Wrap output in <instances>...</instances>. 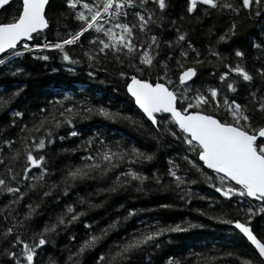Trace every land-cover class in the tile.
Returning <instances> with one entry per match:
<instances>
[{"label":"snow or ice","instance_id":"obj_1","mask_svg":"<svg viewBox=\"0 0 264 264\" xmlns=\"http://www.w3.org/2000/svg\"><path fill=\"white\" fill-rule=\"evenodd\" d=\"M52 9L53 0H0V77L15 85L0 86V264H264L255 223L264 220V0H60ZM41 53L110 85L127 110L64 88L29 99L22 58H54ZM92 117L135 136L110 138L82 123ZM202 185L218 197L193 191ZM151 191L184 207L217 205L192 210L231 226L245 251L185 245L157 259L162 237L204 226L108 203ZM109 207L103 226L89 216Z\"/></svg>","mask_w":264,"mask_h":264},{"label":"trees","instance_id":"obj_2","mask_svg":"<svg viewBox=\"0 0 264 264\" xmlns=\"http://www.w3.org/2000/svg\"><path fill=\"white\" fill-rule=\"evenodd\" d=\"M60 7V0H53L54 12ZM177 11L179 10V3H177ZM69 27H75V23L69 19L67 21ZM252 29L246 30L235 42L236 47H246V41L249 39V33ZM254 39V37H251ZM49 40H54L53 34L48 35ZM222 50L227 51L226 46H222ZM48 54L54 58L48 62L33 60L30 56L22 58V65L25 69V75L18 77L19 81L23 82L26 94L29 99L42 100L46 92L53 90V88L71 89L76 92L77 95L84 91H87L92 95L94 102L107 104L112 110L120 109L127 110L129 101L122 93H113L110 85H101L98 82L90 81L85 73L79 68L75 74L68 73L63 67H61V61L55 53H41ZM52 68H57L56 72L52 71ZM11 77H0V86L4 88H12L15 85L11 83ZM111 97V99H109ZM86 126L100 127L101 130L110 138L118 139L120 136H135L126 125L121 123H113L110 121H104L99 117H92L88 121L82 122ZM165 149H160L159 159L155 162L156 167L163 168L165 161L162 153ZM193 191L200 196H217L214 190L209 189L206 185L200 187H193ZM83 194V193H81ZM101 198H97L96 202H99ZM118 201L126 206L134 204L138 209L145 211L141 212L140 219L151 221L153 218L159 220L162 224L179 223L182 220H188L193 224H202V228L190 229L185 233H171L161 238V248L154 256L159 259L164 252H176L179 253L184 249L185 245H196L195 251L207 250V249H228L245 251L243 241L236 235L232 227L229 225L219 224L215 220L208 219L207 216H200L192 209L201 208L208 209L209 201L200 200L194 198L190 206L184 207L181 202L176 200L174 195L170 192H157L151 191L146 194L137 193H125L121 196H114L110 198L109 204L114 206V202ZM169 203L175 204V207L170 209H160L159 204ZM219 211L217 205H213V208L208 209L211 214L213 211ZM123 210L121 209V213ZM112 213V208L109 207L107 211L104 208L93 209L89 212V216L93 217L100 226H103L104 222L109 218ZM127 223H133L128 221ZM255 223L264 224V220L257 218ZM127 227V224H125ZM85 264H91L90 259L85 258ZM162 264V262H161Z\"/></svg>","mask_w":264,"mask_h":264}]
</instances>
